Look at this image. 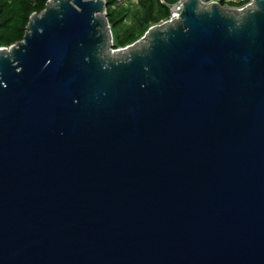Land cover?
Wrapping results in <instances>:
<instances>
[{
    "label": "water",
    "instance_id": "water-1",
    "mask_svg": "<svg viewBox=\"0 0 264 264\" xmlns=\"http://www.w3.org/2000/svg\"><path fill=\"white\" fill-rule=\"evenodd\" d=\"M104 10L0 48V264H264V0L116 50Z\"/></svg>",
    "mask_w": 264,
    "mask_h": 264
},
{
    "label": "trees",
    "instance_id": "trees-1",
    "mask_svg": "<svg viewBox=\"0 0 264 264\" xmlns=\"http://www.w3.org/2000/svg\"><path fill=\"white\" fill-rule=\"evenodd\" d=\"M47 0H0V48L19 42L32 13L38 14ZM119 1L104 0L105 18L111 34V49L130 45L143 36L151 26L166 18L167 6L176 0H136L134 10L125 8ZM162 1V2H160ZM207 3L210 0H200ZM223 5V0H218ZM128 19L129 25H123Z\"/></svg>",
    "mask_w": 264,
    "mask_h": 264
},
{
    "label": "built area",
    "instance_id": "built-area-1",
    "mask_svg": "<svg viewBox=\"0 0 264 264\" xmlns=\"http://www.w3.org/2000/svg\"><path fill=\"white\" fill-rule=\"evenodd\" d=\"M136 0H128V2H135ZM184 0H176L174 3L167 6L168 14L166 18L160 20L158 23L154 25H164V24H171L172 22L176 21V16L178 15L179 11H182V2ZM125 1H119L118 3H123ZM162 2V1H160ZM209 2H215L218 4V0H210ZM252 0H223L222 8L234 10L236 12L242 11L245 7L250 5ZM179 19V17H178ZM153 26V25H151ZM150 26V27H151Z\"/></svg>",
    "mask_w": 264,
    "mask_h": 264
},
{
    "label": "rangeland",
    "instance_id": "rangeland-1",
    "mask_svg": "<svg viewBox=\"0 0 264 264\" xmlns=\"http://www.w3.org/2000/svg\"><path fill=\"white\" fill-rule=\"evenodd\" d=\"M122 5H123L125 8L129 9V10H134V9H136L137 1H135V2H123ZM228 10H229V8H228ZM123 25H129V20L126 19V20L123 22Z\"/></svg>",
    "mask_w": 264,
    "mask_h": 264
},
{
    "label": "bare ground",
    "instance_id": "bare-ground-1",
    "mask_svg": "<svg viewBox=\"0 0 264 264\" xmlns=\"http://www.w3.org/2000/svg\"><path fill=\"white\" fill-rule=\"evenodd\" d=\"M111 55H114L113 53Z\"/></svg>",
    "mask_w": 264,
    "mask_h": 264
}]
</instances>
